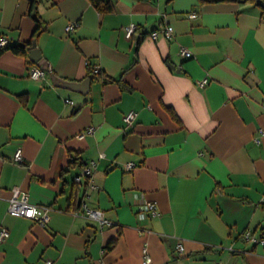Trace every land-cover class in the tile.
<instances>
[{
  "label": "crops",
  "instance_id": "crops-1",
  "mask_svg": "<svg viewBox=\"0 0 264 264\" xmlns=\"http://www.w3.org/2000/svg\"><path fill=\"white\" fill-rule=\"evenodd\" d=\"M110 2L100 12L90 0H36L45 29L33 44L48 64L39 80L31 47L0 55V229L10 233L0 264H264L262 8ZM32 13V0H0L6 45L32 40ZM165 26L171 39L148 36ZM90 162L91 177L75 183ZM15 187L50 209L47 225L8 212ZM149 201L158 216L141 220Z\"/></svg>",
  "mask_w": 264,
  "mask_h": 264
},
{
  "label": "built area",
  "instance_id": "built-area-1",
  "mask_svg": "<svg viewBox=\"0 0 264 264\" xmlns=\"http://www.w3.org/2000/svg\"><path fill=\"white\" fill-rule=\"evenodd\" d=\"M190 17L195 18L196 14L191 13ZM77 26H78V22L69 23L68 26L66 27V32L69 34ZM136 30H137V26L135 24H130L129 26H127L125 28L126 37L131 38L133 36V34L136 32ZM160 35L166 39H171L173 36V27L172 26H165L159 31H154V32L150 33L148 36L152 40H157ZM6 43H7L6 39L0 38V48L4 47L6 45ZM180 54L184 58H190L192 56L191 52L185 48L181 49ZM45 74H46V71H44L38 67H33L29 72V77L33 80H39L42 77H44ZM207 83H208V80L204 79V80L198 82V85L200 87H204ZM135 119H136V113L133 111L125 114L124 118H123L124 122L127 125H132L134 123ZM92 130L93 129L91 128L89 130V132H92ZM13 161L16 163H22L23 162L22 152L20 149L15 152ZM127 167L131 168L132 164H129ZM95 168H96V163L90 162L89 165L84 169V171L79 176H76L74 178V182L80 183L82 180V177H84V176L87 178H90L92 175V171ZM81 207H82L83 213L86 216H88L90 219L96 220V221L100 222L101 224L106 222V220L104 219V215H103L102 211L96 210V209H90V208H88V206L86 204H82ZM39 208L42 210V213L39 217H37V211ZM8 212L11 214H14L16 216H21V217H25L28 219L37 220V222L41 226L47 225L50 221V209L48 207H40V206H37L35 204H32L29 201V197H28L27 192L20 190L18 187H15L12 189V195L9 199ZM137 216L141 220L147 219L150 217L158 216V209H157L156 204L153 202H150V201L144 202L143 204H141L139 206V208H137ZM9 235H10V233H9L8 229H6V228L0 229V245L3 244L8 239ZM244 238L252 240V241L255 240L254 236L248 232L245 233ZM262 243L264 244V241H262ZM177 250L179 253H182L183 247L181 245H179L177 247ZM146 261L147 262L149 261V258L147 256H146ZM46 264H52V262H47ZM215 264H219V263H215Z\"/></svg>",
  "mask_w": 264,
  "mask_h": 264
},
{
  "label": "trees",
  "instance_id": "trees-1",
  "mask_svg": "<svg viewBox=\"0 0 264 264\" xmlns=\"http://www.w3.org/2000/svg\"><path fill=\"white\" fill-rule=\"evenodd\" d=\"M206 2H239V1H247V0H203ZM254 1V0H252ZM92 5L99 10L100 12H110L112 10V4L110 0H90ZM257 4L262 8L264 13V0H257ZM36 5V0H32V16L37 22L36 30L33 34V38L31 41L27 43H19V44H11V45H5L4 47L0 48V55L5 51H10L11 53L19 56H26L27 50L33 45L34 40L44 31L45 26L43 22L40 20L39 16L37 15L36 11H34ZM90 74L94 78H103V74L101 73V70H90ZM113 79L111 78H104V82H111ZM121 86L123 87L124 84L122 83ZM108 248H112V245H110Z\"/></svg>",
  "mask_w": 264,
  "mask_h": 264
},
{
  "label": "water",
  "instance_id": "water-1",
  "mask_svg": "<svg viewBox=\"0 0 264 264\" xmlns=\"http://www.w3.org/2000/svg\"><path fill=\"white\" fill-rule=\"evenodd\" d=\"M30 54H31V58L33 62L38 64L42 70H45V71L48 70V64L45 60L42 59L40 52H38V50L36 49L35 43L30 48ZM52 78L56 84H59L60 80L58 78H56L55 76H52ZM89 82H90L89 79L85 80L86 84H89ZM68 85H71V84L68 83Z\"/></svg>",
  "mask_w": 264,
  "mask_h": 264
}]
</instances>
